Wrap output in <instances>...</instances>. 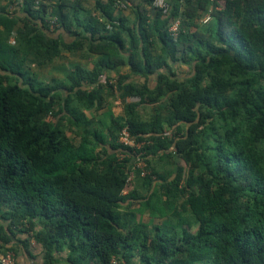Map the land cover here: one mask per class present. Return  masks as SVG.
Listing matches in <instances>:
<instances>
[{
  "label": "trees",
  "instance_id": "trees-1",
  "mask_svg": "<svg viewBox=\"0 0 264 264\" xmlns=\"http://www.w3.org/2000/svg\"><path fill=\"white\" fill-rule=\"evenodd\" d=\"M1 1L0 215L8 232L0 227V254L16 255L8 234L19 233L27 254L31 241L43 252L42 264H54L61 249L72 264H120L133 250L144 264H264V0H223L210 23L193 32L191 22L210 0H169L168 18L155 10L150 23L144 8L152 9L153 0H139L133 27L113 21L117 0L95 7L103 20L70 19L67 0ZM175 19L181 27L172 37ZM83 39L87 54L105 56L91 70L77 65L65 83L52 84L23 70L83 51ZM155 41L160 53L150 56L146 44ZM123 65L129 75L101 83L105 69ZM181 65L189 75L179 74ZM131 75L144 82H127ZM105 90L138 101L126 104L106 133L90 131L82 107L102 106ZM161 97L167 116L155 115L150 125L141 120L138 108ZM66 120L82 130L78 143L63 131ZM123 127L139 149L117 142ZM135 154L151 172L140 181L144 195L134 189L126 196ZM151 159L171 163L172 172L154 171ZM181 197L195 233L163 222L146 230L133 221L143 213L165 219Z\"/></svg>",
  "mask_w": 264,
  "mask_h": 264
},
{
  "label": "crops",
  "instance_id": "crops-1",
  "mask_svg": "<svg viewBox=\"0 0 264 264\" xmlns=\"http://www.w3.org/2000/svg\"><path fill=\"white\" fill-rule=\"evenodd\" d=\"M16 3L20 2L21 0H15ZM173 5H183L184 0H170ZM211 2V1H210ZM50 3V4H49ZM59 3V0H50L47 1L46 4H55ZM108 3V0H67V3L64 5V11L69 15V18H77V19H82L90 16H95L99 18L100 20H103V17L101 16V13L98 11H95L96 6H106ZM139 0H130V4L126 8H115L112 10V19L115 22H118L120 19L124 20L126 25L128 27H133L136 23V9L138 6ZM216 4V5H215ZM0 5H5V1H1ZM216 8V10H219L223 6V0H216L214 2H211L207 6V8L204 11L199 10L197 13V16L193 19V21L190 24L189 31L193 32L196 29H198L201 26L207 25L210 23L211 18H210V12L213 10V8ZM144 11L146 13V16L148 17L149 23L154 19L155 16V10H152L150 7H145ZM162 19H166L167 17H163L161 15ZM63 32V31H62ZM66 38L69 36L67 34H64ZM70 38V37H69ZM123 39L125 42H127V37L123 34ZM156 42V41H155ZM82 46H83V51H73V52H62L58 57L55 59L51 60L49 63H47L44 66H41L43 70H31L30 72L26 70V72H29V74H32L37 78L38 80L52 84L54 82L56 83H62L66 82V76L68 73L71 72V70L74 69L75 66H82L83 68L87 70H91L93 68L94 63L97 60H100L102 58H105L103 55H93V54H87V51L90 47L89 41L86 39H83L81 41ZM146 50L148 54L151 56H156L160 53V46L158 41L154 44H146ZM127 55V51H125L124 56ZM32 66L34 64L30 63ZM29 68L31 69L32 67L27 64ZM36 66V65H35ZM185 66V65H181ZM179 66V68L181 67ZM37 69H39L38 66H36ZM50 70V71H49ZM130 73V68L128 65H123L120 67H117L115 69H105L104 74L101 80L105 81L108 79L110 82H115V79L118 76H125L129 75ZM127 82H133L134 85L140 86L144 81L142 79H139L136 76L131 75L128 79ZM154 81L152 79H148V84L149 86L153 83ZM107 92V91H106ZM110 93V95H109ZM107 93L110 97L113 95V91ZM116 98L117 100L121 99L120 93L116 92ZM104 97V96H103ZM131 99V98H128ZM109 100V99H108ZM104 97V102L107 103L108 101ZM122 102H127L125 99H121ZM83 113L85 115V118L87 119L88 117L87 109L83 108ZM106 112V111H105ZM108 112V111H107ZM133 221L137 224H141L139 221V214H134L133 216ZM159 221V225L161 224V219H154L152 220L153 223H157L156 221ZM142 225V224H141ZM151 225V226H152ZM157 225V224H156ZM8 222L4 221L1 218L0 215V227L4 228L5 232L7 230ZM143 229H145L146 226L142 225ZM150 226V227H151ZM9 237V244L7 246H13L16 249V255H15V264H42L43 263V252L40 251L39 248L36 247L35 243L31 241V255L27 254L25 250H23L20 246L19 240L24 238V235L15 233V235L8 234ZM69 254L66 249H61L59 253H55L54 257L56 260L54 261V264H72L69 260ZM88 264H98L96 260L90 261ZM120 264H144L142 262V259L140 258V255L138 252L133 250L131 252V257H129L128 261H122Z\"/></svg>",
  "mask_w": 264,
  "mask_h": 264
},
{
  "label": "rangeland",
  "instance_id": "rangeland-1",
  "mask_svg": "<svg viewBox=\"0 0 264 264\" xmlns=\"http://www.w3.org/2000/svg\"><path fill=\"white\" fill-rule=\"evenodd\" d=\"M1 7L2 6L0 5V8ZM9 42L12 44L14 43L12 40H10ZM27 64H29L32 68L30 69ZM41 69H42V67H39V69H37V67L35 65L32 66L30 63H26L23 66V70H25V71L28 70L29 72L31 70L37 71V70H41ZM42 71L43 70H41V72ZM179 74L181 76L189 75L190 74V68L186 65L181 66L179 68ZM101 83H103V80H101ZM116 92L117 91H113V95L110 97L109 91L105 90L103 93V96L107 100L109 99L107 101V103H103L102 106H100V107H94L93 109L88 110L86 116L88 117L87 120H89V124L86 126V128H88L90 131H93V130L97 131L98 130L99 132L106 133V128H108V126L110 124H112V123L116 124L118 122L120 123V120L124 116L125 105L138 101L136 98L126 99L127 102H122V100H121L122 98L117 100V98L115 97L117 95ZM107 93H109V95H107ZM165 105H166V100H165V98L161 97L159 99V102L156 105H148V106L146 105L144 107L143 106L139 107L137 110L138 116L140 117L141 120L145 121L147 124L150 125L151 120L155 115L160 116L162 119L167 116ZM82 110H83V107H82ZM47 121L50 123H54L55 119L52 116H49L47 118ZM162 125H163L162 129L163 130L165 129V131H167L168 127L164 124H162ZM61 127H62L63 131L65 132L66 136L69 139H71V141H73L74 143L79 142V140L81 139L82 133H83L81 129L75 128L74 126L70 125L67 120L61 123ZM111 132H115V131L113 130ZM120 132H121V130L117 133V142H119ZM140 155L138 156L139 161H137V160L135 161V166L133 167V169L141 172V169L136 165V163H142L140 165H143V170L145 171V175H147L151 171L144 161L145 158L142 156V154H140ZM121 158H122V156H119V159H121ZM176 162L178 163L177 167H176V171L178 170L180 172V177L183 178L184 171H185V165L183 164V162H181L179 160H177ZM150 166H152L154 171L158 172L159 174L172 172L171 171V169H172L171 163H165V162L159 161L157 159H151L150 160ZM142 177H144V176H142L141 174L138 177L135 175L133 180L130 182V184L125 189L124 195L129 196L130 192H132L134 189H138V194L144 195L145 191L141 190V188H140V181H141ZM152 178L155 179V176H153ZM155 186H157V184H155ZM175 208H177V209H175ZM174 209L177 212L174 213ZM126 210H127L126 208L122 209V211H126ZM167 210L168 211L166 213L167 215H166L165 219H162V221H161V222H163V224H162L163 226H164V224H165V226L171 225L175 228L181 227V228L188 229V231L191 233L196 232L197 224L194 223L192 220L190 212L187 209L186 200L184 197L177 199V201L174 204H171V206L167 207ZM139 221L142 225L146 226L145 227L146 230H148L153 223V221L149 218L148 213L140 214L139 215ZM156 222L157 223H155V224L159 225V221H156ZM178 222L180 223V225H177Z\"/></svg>",
  "mask_w": 264,
  "mask_h": 264
},
{
  "label": "built area",
  "instance_id": "built-area-1",
  "mask_svg": "<svg viewBox=\"0 0 264 264\" xmlns=\"http://www.w3.org/2000/svg\"><path fill=\"white\" fill-rule=\"evenodd\" d=\"M210 1L214 2L216 0H210ZM116 7L121 8V9L126 8V2H122L120 0H117L116 1ZM151 7H152V9L159 11L163 17L168 18V16L170 15L171 5L169 3V0H153ZM56 25H57L56 20L54 18H50V28H53ZM180 27H181L180 20L179 19L173 20L169 24V27H168L169 35L172 37L177 36V34L179 33V30H180ZM119 143L122 145H125V146L136 147L138 149L142 145V144H134L127 127H123L121 129L120 136H119ZM139 155L140 154H135V161L136 160L139 161V157H138ZM140 164H142V163H136V165L141 169L140 174L142 176H145V171L143 170V165H140ZM134 171H135V169H133L128 175L127 182L129 184L135 176ZM0 264H15L14 253L7 251L4 254H0Z\"/></svg>",
  "mask_w": 264,
  "mask_h": 264
}]
</instances>
